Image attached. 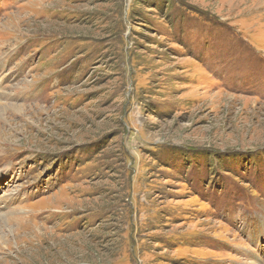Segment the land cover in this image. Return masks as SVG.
Returning <instances> with one entry per match:
<instances>
[{
	"label": "rangeland",
	"instance_id": "1",
	"mask_svg": "<svg viewBox=\"0 0 264 264\" xmlns=\"http://www.w3.org/2000/svg\"><path fill=\"white\" fill-rule=\"evenodd\" d=\"M0 264H264V0H0Z\"/></svg>",
	"mask_w": 264,
	"mask_h": 264
}]
</instances>
